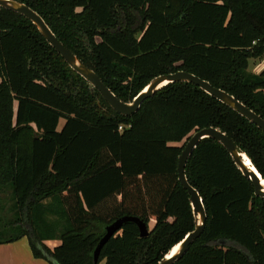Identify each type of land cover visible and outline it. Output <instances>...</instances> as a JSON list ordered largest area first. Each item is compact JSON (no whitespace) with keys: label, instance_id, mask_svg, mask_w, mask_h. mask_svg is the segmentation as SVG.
I'll use <instances>...</instances> for the list:
<instances>
[{"label":"trees","instance_id":"16d2710c","mask_svg":"<svg viewBox=\"0 0 264 264\" xmlns=\"http://www.w3.org/2000/svg\"><path fill=\"white\" fill-rule=\"evenodd\" d=\"M15 1L124 103L155 77L183 71L264 119V70H248L264 56V0ZM209 127L228 135L264 179V131L229 106L179 82L131 117L116 113L27 17L0 8V194L9 192L14 212L0 216L1 233L12 234L0 233V244L26 237L36 259L95 264L106 228L134 217L155 223L149 235L124 223L99 264H159L195 230L177 166L191 136ZM195 149L186 177L207 226L176 264H264V199L218 141Z\"/></svg>","mask_w":264,"mask_h":264},{"label":"water","instance_id":"95a60500","mask_svg":"<svg viewBox=\"0 0 264 264\" xmlns=\"http://www.w3.org/2000/svg\"><path fill=\"white\" fill-rule=\"evenodd\" d=\"M0 8L6 10L8 9L23 17H27L35 25V27L38 28L43 38H45L47 42L56 50V52L65 60V62L69 64L71 69L89 82L101 94V96L104 97L116 113L131 117L140 110L141 106L147 100L154 98V95L161 89L172 85L173 83H192L203 90L206 94L215 97L224 105H227L235 112H238L241 116L253 123L258 129L264 131V119L243 105L234 96L214 87L209 81L207 82L194 74L183 71L155 77L150 84L136 96L133 103H124L114 96L110 89L104 84L102 79H100L93 70L80 62L64 44H61L57 40L50 27L47 26L45 21L33 9L15 0H0ZM209 138L215 139L225 149H228L235 165L242 172L243 176L248 178L252 184H254L255 196L264 199V188L262 184L264 179L261 177L256 167L252 164L248 155L245 154L241 148H239L228 137V135L216 128L209 127L208 129L197 131L185 144L183 151L179 156L177 166L180 184L190 196V203L193 207V214L196 222L195 230L183 239V241L175 245V247L166 256H164L159 264H176V262L182 259L194 242H196L206 230V209L198 191L188 183L186 177V166L198 144ZM245 159H247L249 163H247ZM126 222L135 223L140 229V236L142 238L149 235L150 231L148 225L143 223L140 219L134 217L121 218L106 228V233L94 253L95 264H99L98 259L103 247L117 232L121 231L124 223Z\"/></svg>","mask_w":264,"mask_h":264},{"label":"crops","instance_id":"0c3cea01","mask_svg":"<svg viewBox=\"0 0 264 264\" xmlns=\"http://www.w3.org/2000/svg\"><path fill=\"white\" fill-rule=\"evenodd\" d=\"M5 196L0 194V198H4ZM11 203H9V206ZM9 206H6L5 209L0 208V216L5 219L8 218V214L10 213L9 219L11 220L14 212L8 211ZM3 210V211H2ZM154 223V222H151ZM155 225V224H154ZM2 229H0L1 233ZM54 241L46 242L45 244L51 249L58 247L53 246L51 244ZM0 264H51L50 262H46L45 260L36 259L33 255L32 249L26 237L14 241L9 244H0Z\"/></svg>","mask_w":264,"mask_h":264},{"label":"rangeland","instance_id":"374dc122","mask_svg":"<svg viewBox=\"0 0 264 264\" xmlns=\"http://www.w3.org/2000/svg\"><path fill=\"white\" fill-rule=\"evenodd\" d=\"M249 72L250 73H253V74H255V75H260L261 73H262V71L264 70V56H261V59H259V60H254V59H252V60H250V66H249ZM65 120L66 119H63L62 121H61V124H60V126H59V130H61L63 127H64V124H65ZM6 193H7V196L5 197V201H4V204L6 205V206H9V201H10V199H9V192L8 191H6ZM13 209V208H12ZM12 209L11 208H8V211H10V212H12ZM11 215H10V213L8 214V217H10ZM10 221V220H9ZM5 223V222H4ZM154 224L155 223H151L150 225H149V228H150V230L154 227ZM10 235H12L10 232H9V230L7 231V232H3V233H1V237H8V236H10ZM52 243H54V244H51V245H53V246H59V245H61V243H60V241H54V242H52ZM100 264H106V260H104L103 259V261H101L100 262Z\"/></svg>","mask_w":264,"mask_h":264},{"label":"bare ground","instance_id":"6f19581e","mask_svg":"<svg viewBox=\"0 0 264 264\" xmlns=\"http://www.w3.org/2000/svg\"><path fill=\"white\" fill-rule=\"evenodd\" d=\"M245 161H247V163H249V161L247 159H245ZM263 184V188H264V180L262 181Z\"/></svg>","mask_w":264,"mask_h":264},{"label":"built area","instance_id":"2783aa9c","mask_svg":"<svg viewBox=\"0 0 264 264\" xmlns=\"http://www.w3.org/2000/svg\"><path fill=\"white\" fill-rule=\"evenodd\" d=\"M119 130L122 131V130H123V126H120V127H119Z\"/></svg>","mask_w":264,"mask_h":264}]
</instances>
